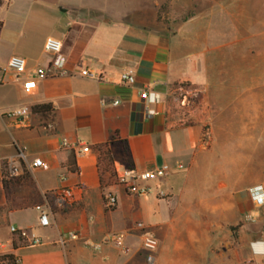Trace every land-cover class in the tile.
I'll return each mask as SVG.
<instances>
[{"label": "crops", "instance_id": "0c3cea01", "mask_svg": "<svg viewBox=\"0 0 264 264\" xmlns=\"http://www.w3.org/2000/svg\"><path fill=\"white\" fill-rule=\"evenodd\" d=\"M0 1L4 8L9 0ZM220 2L70 0L60 11L74 19L46 36L62 42L67 72L26 92L12 71H0V158L24 147L28 161L47 164L17 178L0 176V255H14L16 264H148L141 247L148 232L158 240L152 264H264V204L257 207L250 195L252 187H264L262 91L251 97L243 90L245 108L232 106V86L222 76L232 75L237 26L228 8L229 22H215ZM78 28L88 35L80 37ZM20 56L29 69L53 59ZM126 72L134 83L121 81ZM179 84L200 91L195 112L174 102ZM145 89L158 101L146 103ZM48 103L44 114L31 110ZM21 107L30 110L27 126L8 115ZM239 112L249 120L242 125L263 126L259 153L232 148ZM76 144L88 152L78 154ZM105 144L115 175L125 167L138 173L168 167L167 176L143 182L152 198L127 193L110 171L99 175L96 148ZM246 156L258 157L260 169L246 171ZM63 188L75 192L62 208ZM107 194L116 197L115 206L105 205ZM42 211L49 215L46 227L39 224ZM11 226L27 232V243ZM113 235L123 237L121 245ZM31 237L39 242L31 244Z\"/></svg>", "mask_w": 264, "mask_h": 264}, {"label": "rangeland", "instance_id": "374dc122", "mask_svg": "<svg viewBox=\"0 0 264 264\" xmlns=\"http://www.w3.org/2000/svg\"><path fill=\"white\" fill-rule=\"evenodd\" d=\"M69 1L9 0L8 5L0 8V21L3 22L0 29V71H10L7 67V60L10 53L14 51L18 55L41 57L42 59L51 55L42 51V42L47 35H54L67 22L74 19V14L60 11V7H67ZM220 4L221 7L215 8V18L218 17L215 22H229V15L224 11V8H228L232 14V26H237L236 29L232 28V75L222 76V78H228V85L232 86V106L241 108V110L245 108L246 104L240 102L242 96L240 97L239 94L245 90L247 96L251 97L254 94L259 95L262 91L264 107V0H221ZM85 16L90 15L85 13ZM78 31L81 33L80 37L87 36L89 33L86 29L78 28ZM75 33L73 30L71 36H74ZM208 48L213 47L209 46ZM219 64L222 71L227 70L226 63ZM258 85L263 87L262 90L257 89ZM200 94L199 92L198 95ZM236 96L240 98L235 100ZM199 99L200 96L195 99L187 98L184 104H179V106L185 108V112L187 110L188 113H193ZM234 117L233 112L232 118ZM243 120V116L239 112L236 116V124L232 126V131L236 132L238 140L235 143L232 142V148L234 147L238 151L242 150L249 155L253 153L252 151L259 153L264 145L261 142L263 126L259 123L251 126L242 125ZM244 121L248 122L249 120L246 118ZM242 130H245L243 133L245 135L243 139H239L238 135ZM237 162L240 166V158ZM241 162L244 163L246 171L260 169L258 157L246 156V158H242ZM147 195L152 198L154 193L150 191Z\"/></svg>", "mask_w": 264, "mask_h": 264}, {"label": "built area", "instance_id": "2783aa9c", "mask_svg": "<svg viewBox=\"0 0 264 264\" xmlns=\"http://www.w3.org/2000/svg\"><path fill=\"white\" fill-rule=\"evenodd\" d=\"M43 48L45 51L53 55V59L46 66H37L33 69L27 67L26 60L17 54H13L8 58L7 67L14 73L15 81L21 83V87L24 91H31L36 87V83L40 79H44L47 76L63 74L67 72L66 69V57L62 54V42L54 37H47L44 41ZM83 76H92L87 71H82ZM121 81L125 84L134 83V75L130 72L122 73ZM0 79V83H1ZM198 89H193L189 86L182 84L176 85L173 89L172 98L175 103L184 104L187 98H198ZM140 97L146 103H155L158 101V95L154 91L142 90ZM119 101H114L113 104L117 105ZM30 110L28 107H21L10 112L8 115L13 117L16 122L21 126H27L29 121ZM75 151L78 154L88 152V147L84 144H76L74 146ZM47 164L40 158H35L32 161H28L26 150L24 147H18L17 151L6 157L0 158V176L8 179L20 177L25 169L46 168ZM169 169L167 166H162L151 171L138 173L132 167H125L116 172L115 181L116 184L122 186L125 191L135 196H146L150 192V188L143 182L149 179H159L167 176ZM74 189L63 188L58 193V203L63 208L74 196ZM250 195L254 204L259 207L264 204V187L262 185H256L250 189ZM116 204V197L111 194H107L105 197V205L107 207H113ZM39 224L43 227L50 225V219L48 213L42 211L39 216ZM137 226L143 229L141 223ZM12 233H18L26 238L27 232L18 230L11 226ZM72 238H76V234L71 235ZM122 236H112V240L118 245L122 244ZM31 244L39 242L37 237H31L29 240ZM141 247L146 252V261L148 264L153 263L154 253L158 248V240L148 232L142 234Z\"/></svg>", "mask_w": 264, "mask_h": 264}, {"label": "trees", "instance_id": "16d2710c", "mask_svg": "<svg viewBox=\"0 0 264 264\" xmlns=\"http://www.w3.org/2000/svg\"><path fill=\"white\" fill-rule=\"evenodd\" d=\"M2 2L0 1V4ZM165 9V6L162 7V10ZM2 23L0 22V28H1ZM51 109V105L48 104H40V105H34L31 107V110L33 112H38L41 114H44L45 112H48ZM123 148L124 151L127 152V144L125 141H123ZM96 150L99 152V157H98V172L99 175L101 176L104 172L110 171L112 175H115V170L112 169V159L109 153V150L106 148V144L97 147ZM73 163V162H72ZM71 170H76L74 166L71 167ZM17 236V240L20 242L27 243V240L22 237L19 232L14 233ZM14 247L16 246V242L14 240ZM0 264H16V257L12 254H5V255H0Z\"/></svg>", "mask_w": 264, "mask_h": 264}]
</instances>
